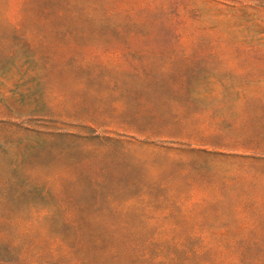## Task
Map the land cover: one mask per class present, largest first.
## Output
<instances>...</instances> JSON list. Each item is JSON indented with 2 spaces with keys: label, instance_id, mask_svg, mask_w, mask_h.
Here are the masks:
<instances>
[{
  "label": "rangeland",
  "instance_id": "obj_1",
  "mask_svg": "<svg viewBox=\"0 0 264 264\" xmlns=\"http://www.w3.org/2000/svg\"><path fill=\"white\" fill-rule=\"evenodd\" d=\"M0 264H264V0H0Z\"/></svg>",
  "mask_w": 264,
  "mask_h": 264
}]
</instances>
